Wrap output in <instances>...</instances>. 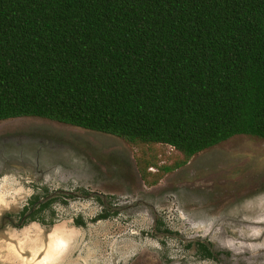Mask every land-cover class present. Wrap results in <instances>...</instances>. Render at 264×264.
I'll use <instances>...</instances> for the list:
<instances>
[{
    "label": "trees",
    "instance_id": "trees-1",
    "mask_svg": "<svg viewBox=\"0 0 264 264\" xmlns=\"http://www.w3.org/2000/svg\"><path fill=\"white\" fill-rule=\"evenodd\" d=\"M18 118L169 147L163 173L264 140V0H0V122Z\"/></svg>",
    "mask_w": 264,
    "mask_h": 264
},
{
    "label": "rangeland",
    "instance_id": "rangeland-1",
    "mask_svg": "<svg viewBox=\"0 0 264 264\" xmlns=\"http://www.w3.org/2000/svg\"><path fill=\"white\" fill-rule=\"evenodd\" d=\"M181 159L169 147L131 145L48 120L1 121L0 222L33 187L101 193L117 216L75 229L73 219L89 222L99 202L55 204L59 222L51 229L0 231V264L46 259L45 232L53 237L51 264H264V140L235 136L163 173ZM140 160L153 164L147 183ZM157 221L172 234L157 233ZM198 241L220 254L217 262L199 260L188 247Z\"/></svg>",
    "mask_w": 264,
    "mask_h": 264
},
{
    "label": "flooded vegetation",
    "instance_id": "flooded-vegetation-1",
    "mask_svg": "<svg viewBox=\"0 0 264 264\" xmlns=\"http://www.w3.org/2000/svg\"><path fill=\"white\" fill-rule=\"evenodd\" d=\"M104 197L105 196H102L101 193L88 192L87 190L84 189L69 192L65 190L50 191L47 188L40 190L37 187H33L31 189V194H29L24 200L18 202V206L16 208H14L13 210H6L7 212L3 211L4 213L2 214V220L0 222V231H3L4 229L7 228L13 229L16 232H21L26 230H36L37 227H39L40 229L42 228L44 230L51 229L59 222L58 218L55 216L54 213L55 204H61L66 206L69 204L70 201L74 200L75 198L96 200L102 206V210L94 218L90 219L89 222H87L82 217H76L72 221V226L75 229H83L87 226L88 223L96 224L99 222L107 221L113 216H117L116 212L112 211L110 208L106 206L105 201H103ZM161 227H162V223L157 221V228H156L157 233L172 234L168 230L162 229ZM52 238H53L52 236L48 235L45 232V237H42V240H45L44 251L45 252L47 251L45 253L46 259L44 258L43 260H39L37 264L52 263L53 261L51 260L53 256ZM58 240L60 242L56 243L57 245H55V248L58 245L59 247L63 246L62 245L63 240H60V237ZM34 244H36L37 246L36 239L34 240ZM198 244H202L205 246L208 245V247L210 246L204 241H198L197 245ZM188 247H192V243H189ZM195 249H196L197 257L199 258V260H202L197 254V247ZM60 250L62 249L61 248L58 249L56 253L59 254ZM38 253L39 252H37V254ZM243 253L245 254L247 252L243 251ZM214 254L216 255L214 259L202 260V261L217 262L220 254H216V253ZM57 260L58 259H56V261ZM56 261L54 260V262Z\"/></svg>",
    "mask_w": 264,
    "mask_h": 264
},
{
    "label": "bare ground",
    "instance_id": "bare-ground-1",
    "mask_svg": "<svg viewBox=\"0 0 264 264\" xmlns=\"http://www.w3.org/2000/svg\"><path fill=\"white\" fill-rule=\"evenodd\" d=\"M59 249V245L58 246H56V250H58Z\"/></svg>",
    "mask_w": 264,
    "mask_h": 264
},
{
    "label": "water",
    "instance_id": "water-1",
    "mask_svg": "<svg viewBox=\"0 0 264 264\" xmlns=\"http://www.w3.org/2000/svg\"><path fill=\"white\" fill-rule=\"evenodd\" d=\"M0 205H1V200H0ZM194 246V245H193ZM195 247V246H194Z\"/></svg>",
    "mask_w": 264,
    "mask_h": 264
}]
</instances>
